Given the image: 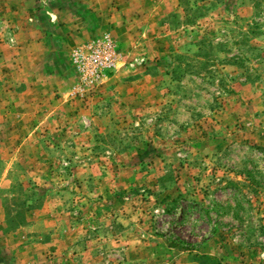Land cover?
Segmentation results:
<instances>
[{"label":"rangeland","instance_id":"374dc122","mask_svg":"<svg viewBox=\"0 0 264 264\" xmlns=\"http://www.w3.org/2000/svg\"><path fill=\"white\" fill-rule=\"evenodd\" d=\"M72 1L36 0L39 29L0 13V264H264V0L112 1L93 87L84 43L57 75L20 59Z\"/></svg>","mask_w":264,"mask_h":264},{"label":"crops","instance_id":"0c3cea01","mask_svg":"<svg viewBox=\"0 0 264 264\" xmlns=\"http://www.w3.org/2000/svg\"><path fill=\"white\" fill-rule=\"evenodd\" d=\"M112 1L115 0H82L83 4L81 6V9L82 7H84V9L82 10H87L95 16L89 17V19H83V14H81V12L77 13L78 10L76 11V8L72 6V2L75 3V0H73L71 4H67L66 7H63L62 9L51 6L52 8H49L46 11L50 16H52L51 19L49 17L47 20L51 21V24L53 25L49 28L50 31L48 34L46 33L48 29H46L43 32L44 37L36 38L35 40L24 37L26 33L19 34V38L21 39V41H19V43L21 44L20 47L22 49L26 48L25 53L22 54L23 57H21L20 59H25L29 56V61L35 62L36 58L33 57L41 49L43 51V56L46 57L39 63V65H37V72L42 73L43 75H48V73L50 75L59 74L60 66L59 62L57 61L59 58L58 48L55 47V44H60V47H63V43H73L75 46H78L82 43H86L90 40L98 38L100 35H95L96 32L93 31L91 27H89V23L90 21L96 23L99 17H101V19L103 17L109 19V15H113V13L116 11V8L111 6ZM35 3L36 0H0V13L2 12V14L9 16V18L6 19L8 21L7 23L14 26H16V24L19 25L18 29L20 31L28 29L27 27L22 26V23L24 22L23 18L29 21L30 27L33 25L35 28L39 29V26H37L36 24H40V26H42V24L39 20L37 21V13H40V11L37 10V6H35ZM139 3L140 0H117V4L120 6V8H118L119 10L117 9V12L120 14L119 16L124 20V15H127L130 12L132 14L136 13L138 11L137 7L139 6ZM128 17L129 16H127V18ZM65 18L70 23H68V21L66 22V20H63ZM96 18L98 19L96 20ZM43 23L47 24L45 20H43ZM58 25L59 31H57L56 28V26ZM78 27H80V30L78 29ZM71 29L76 32L80 31L81 33L77 32V34L74 35V33L70 32ZM64 37L65 39L63 40ZM3 46L5 45L0 44V49ZM73 48L74 46L69 50L68 53V66L75 73L76 69L74 67V64L72 63V57L70 58V52Z\"/></svg>","mask_w":264,"mask_h":264},{"label":"built area","instance_id":"2783aa9c","mask_svg":"<svg viewBox=\"0 0 264 264\" xmlns=\"http://www.w3.org/2000/svg\"><path fill=\"white\" fill-rule=\"evenodd\" d=\"M117 61L116 45L108 36L90 40L72 52V63L79 75L80 83L86 86L98 85L104 72L114 68Z\"/></svg>","mask_w":264,"mask_h":264}]
</instances>
